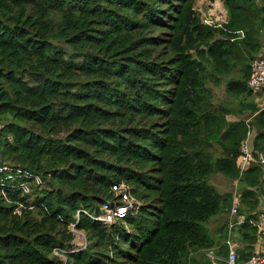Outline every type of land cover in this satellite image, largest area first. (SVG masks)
<instances>
[{"label":"trees","instance_id":"1","mask_svg":"<svg viewBox=\"0 0 264 264\" xmlns=\"http://www.w3.org/2000/svg\"><path fill=\"white\" fill-rule=\"evenodd\" d=\"M195 1L0 0V160L12 170L0 174V264H211L217 246L227 259L236 228L208 224L235 193L215 176L233 182L246 217L238 262L254 254L264 93L248 81L264 55V0H225L221 26ZM223 82L233 100L216 105ZM116 185L140 208L106 225L94 218L119 202Z\"/></svg>","mask_w":264,"mask_h":264},{"label":"built area","instance_id":"2","mask_svg":"<svg viewBox=\"0 0 264 264\" xmlns=\"http://www.w3.org/2000/svg\"><path fill=\"white\" fill-rule=\"evenodd\" d=\"M227 15V14H226ZM227 20L224 23H226ZM206 25H216L214 23H209L207 21H203ZM222 25V24H221ZM216 25V26H221ZM252 76L248 81V87L255 93H264V55L255 59L252 64ZM255 134L254 130H251L248 134L247 140L243 143L240 152L241 155L239 157V168L241 171V174L244 173V171L249 167L250 163L254 161V149H253V140L251 141V137H253ZM258 162L260 165L264 168V156L259 154ZM12 170L7 167L3 166L0 160V174L3 173H11ZM1 183L6 180V178H0ZM113 191L116 193V197L119 198V202L106 204L101 209V214L99 217L94 218L96 221L102 222L106 225H113L119 220L125 219L130 212L134 210H139L140 204L138 203V200L131 195L130 189L126 187V185L121 186H114ZM2 194H5L4 191H2ZM1 196V194H0ZM240 206V202H238L237 206H234L231 210L232 214H237V207ZM246 221V217L239 215L237 223L239 225L243 224ZM235 224H230V228H232ZM259 228V234L260 237L264 239V224L257 223ZM73 233H78L80 235V232L76 231L75 225H72L71 227ZM82 233V232H81ZM84 234V233H83ZM82 236L84 237V235ZM76 235V234H75ZM226 245L229 249V255L228 258L225 261V264H240L238 262V253H237V247L234 243L233 239H228L226 241ZM83 250V248L81 249ZM79 251V250H78ZM56 255L59 253L56 252ZM207 258L211 261V264H218L219 258L214 253L213 249L209 250L207 252ZM244 264H264V249L261 252L254 253L247 262Z\"/></svg>","mask_w":264,"mask_h":264},{"label":"rangeland","instance_id":"3","mask_svg":"<svg viewBox=\"0 0 264 264\" xmlns=\"http://www.w3.org/2000/svg\"><path fill=\"white\" fill-rule=\"evenodd\" d=\"M224 3H225V0H196L194 3V11H196L199 14L202 21L204 22L207 21L209 23L221 25L223 24V22H225L228 19L226 15L227 11L225 9ZM211 87L215 93L214 102L216 105L221 102H228V101L233 100V98L226 93V82H223L220 86L213 87L211 85ZM260 97H264V94L263 95L260 94ZM259 103L260 104L264 103L263 99ZM249 117H250L249 114L245 115V118H249ZM228 120L231 122L233 121L235 122L239 120V118L235 116H229ZM212 183L217 185V188L221 191V193H227L228 191L230 192L234 191L235 193L236 191V187H234L233 182L225 177L215 176L212 178ZM260 206H264V196L260 197L259 207ZM257 211H258V216H259L258 222H261V224H264V221H261L259 209ZM208 228H209V224H208ZM75 234H76V237H75V240L73 241V246L74 248H76L75 252H77L78 250H81L82 248L84 250L88 245L86 241L87 240L86 235L83 234V232L82 233L80 232V235L78 233H75ZM82 234L84 235V237L82 236ZM60 256L63 261L66 260V258L63 255H60Z\"/></svg>","mask_w":264,"mask_h":264},{"label":"crops","instance_id":"4","mask_svg":"<svg viewBox=\"0 0 264 264\" xmlns=\"http://www.w3.org/2000/svg\"><path fill=\"white\" fill-rule=\"evenodd\" d=\"M262 99H263V102H264V97H257L255 101H256V103H259V102H261ZM260 105H264V103H262ZM254 138H255V134H254L253 137H251V141L252 140L254 141ZM215 186L217 187V185H215ZM234 187H235V185H234ZM228 192H230V191H228ZM233 193H234V191H233ZM238 202H240V199H239V196H238L237 190H236L235 191V197H234V200H233V204H232L231 210H232V208L234 206H237ZM240 204H241V202H240ZM240 206L237 207L238 211H237V214L236 215L235 214H232L231 213V210H230V213L229 214H225V215L223 214L222 216L216 217L209 224L210 231L212 232L213 235H216V232L221 227H223L228 221H229V224H235L232 228H229V229L232 232L233 229L236 228L235 229V235L233 236V234H232L231 237H232L234 243L236 244L237 253L238 254H239V252L243 251V249L245 247V244L243 242H240L238 240V230H239V227L238 226H239V224L237 223V221H238V216L241 215V214H239ZM257 213H258V211H257ZM259 213H260V216H261V221H264V206H260L259 207ZM254 214H256V213H254ZM263 249H264V239L261 238V237H259L258 243L255 246L254 253L261 252ZM217 250H219V247L218 246L215 247V248H213V251H214L215 254L217 253ZM204 256H207V254L204 253ZM216 256L219 258L218 264H225L226 259H223L221 256H218L217 254H216Z\"/></svg>","mask_w":264,"mask_h":264}]
</instances>
